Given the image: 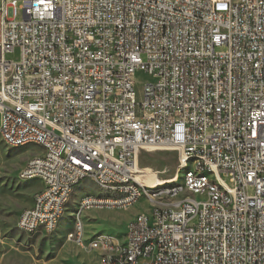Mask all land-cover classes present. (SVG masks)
<instances>
[{
    "label": "built area",
    "instance_id": "built-area-1",
    "mask_svg": "<svg viewBox=\"0 0 264 264\" xmlns=\"http://www.w3.org/2000/svg\"><path fill=\"white\" fill-rule=\"evenodd\" d=\"M0 135L43 141L20 173L42 180L16 219L26 232L48 231L86 180L123 202L84 201L78 223L85 206L124 207L138 188L146 202L179 194L137 180L141 153L170 151L235 204L216 208L212 187L203 202L153 208L106 264H264V0H0ZM148 236L160 256L138 258Z\"/></svg>",
    "mask_w": 264,
    "mask_h": 264
},
{
    "label": "rangeland",
    "instance_id": "rangeland-1",
    "mask_svg": "<svg viewBox=\"0 0 264 264\" xmlns=\"http://www.w3.org/2000/svg\"><path fill=\"white\" fill-rule=\"evenodd\" d=\"M17 20H21V15ZM147 80L149 79L145 74L136 75L137 91H140ZM41 152L42 149L34 145L6 147L0 139V264H100L102 253L90 248L91 241L99 235L119 242L124 241L127 223L150 210L152 205L145 199H140L127 209L82 212L78 223L75 210L79 198L84 194L99 193L90 182H81L74 189L66 210L52 233L43 235L20 232L16 228L17 216L21 209L31 205L34 193L41 186L37 181L20 182L18 173L31 155ZM138 166L139 170L150 168L164 181L172 179L177 170L176 182L183 184L184 173L178 171L174 152H143L139 156ZM248 193H253L251 188ZM78 228L82 230V247L73 239H67V235Z\"/></svg>",
    "mask_w": 264,
    "mask_h": 264
},
{
    "label": "bare ground",
    "instance_id": "bare-ground-1",
    "mask_svg": "<svg viewBox=\"0 0 264 264\" xmlns=\"http://www.w3.org/2000/svg\"><path fill=\"white\" fill-rule=\"evenodd\" d=\"M0 139L4 143L6 147L10 148H17V147H24V146H39L43 150V141L41 140H20L19 142H10L9 138H4L0 135ZM158 150H153L155 152ZM26 165V162L25 164ZM24 166L18 173V180L27 182V181H37L42 190V180L39 176L34 175H22L20 174L23 172ZM140 171V174L137 175V180L144 182L148 185H155L153 187V194H164V193H179V194H172L171 196H164L159 197L158 199H150V204L152 208L145 214L137 215L134 220H141V218L150 217L152 216V209L155 208L156 210H178L180 204H187L188 201L191 202H203L205 201L208 196L212 195V187L216 191H220L221 197H213V204L216 208H226V204H235V193L229 192V188L224 187V183L221 179H213L212 174L204 172V167H197L196 165H180L178 166V171L184 173L183 175V184L180 183H168L173 181H164L161 180L156 176V174L150 168H143ZM91 181L93 185L106 193L105 196H94V195H83L78 201L76 210H75V218L78 220L77 211L82 210L84 206V201L86 203H100V202H114V203H122L123 202V193L114 189L113 186H107L106 182H97L93 180H86ZM170 185H167V184ZM190 183V184H189ZM197 183L204 184V187L197 189ZM167 185V186H165ZM78 185L70 186L68 190V195L66 197V206L68 201L70 200L74 189ZM136 198L138 200H134L133 202L125 204L124 207H116V206H105L100 208L99 205H89L85 206V211L89 210H105V209H127L131 207L133 204L138 202L140 199L146 200V190L145 188H138L136 189ZM33 207V204L32 206ZM66 208H62V214L59 216H54L52 218V225L48 231L45 232V226H36V233L48 235L52 233L55 228L57 227L60 219L62 218ZM26 209L22 210L20 213H25ZM82 212H79V216ZM131 223V221L129 222ZM16 228L25 234H34V232H26L24 227L17 225ZM76 238L71 237L73 233H69L67 235V239L74 240L77 245L80 247L83 246V243L80 244L79 238H82V230L80 228L76 229ZM72 240V241H73ZM96 241H105L108 244H94L92 246V242ZM115 248V256L116 257H123L124 250H125V241H116L110 237L99 235L90 243V248L94 250H100L103 254L105 252V259H112L113 256V248ZM147 248H151V256H160L162 251V240L156 238V236H148L146 239H140L137 246V257L138 258H145ZM102 254L100 257V264H106V260L102 259Z\"/></svg>",
    "mask_w": 264,
    "mask_h": 264
},
{
    "label": "crops",
    "instance_id": "crops-1",
    "mask_svg": "<svg viewBox=\"0 0 264 264\" xmlns=\"http://www.w3.org/2000/svg\"><path fill=\"white\" fill-rule=\"evenodd\" d=\"M20 182H23V181H20ZM27 182H31V181H27ZM88 182H90V183L93 185V183H92L91 181H88ZM93 186H94V185H93ZM94 188H96V187L94 186ZM96 190H97L99 193L96 194V195H94V196H105V195H106L105 192H103V191H101V190H99V189H97V188H96ZM35 193H36V192H35ZM35 193H34V194H35ZM84 195H93V194H84ZM33 196H34V195H33ZM81 197H83V196H81ZM81 197H80V198H81ZM80 198H79V200H80ZM79 200H78V201H79ZM32 204H33V197H32V201H31V205H30V206H27V207H24L23 209L20 210V212H21L22 210L26 209V208H30V207L32 206ZM76 205H77V204H76ZM89 211H91V210H89ZM148 211H149V210H148ZM148 211H146V212H144V213H142V214H145V213H147ZM20 212H19V213H20ZM85 212H88V211H85ZM17 217H18V216H17ZM130 221H131V220H130ZM130 221H129V222H130ZM129 222H128V223H129Z\"/></svg>",
    "mask_w": 264,
    "mask_h": 264
}]
</instances>
